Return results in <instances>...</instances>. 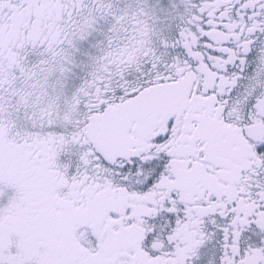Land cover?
Here are the masks:
<instances>
[{
    "label": "snow or ice",
    "instance_id": "1",
    "mask_svg": "<svg viewBox=\"0 0 264 264\" xmlns=\"http://www.w3.org/2000/svg\"><path fill=\"white\" fill-rule=\"evenodd\" d=\"M0 264H264V0H0Z\"/></svg>",
    "mask_w": 264,
    "mask_h": 264
}]
</instances>
